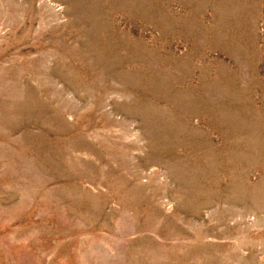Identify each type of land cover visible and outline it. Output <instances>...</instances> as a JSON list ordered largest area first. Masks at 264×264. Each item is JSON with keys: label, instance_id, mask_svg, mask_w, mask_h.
Listing matches in <instances>:
<instances>
[{"label": "rangeland", "instance_id": "374dc122", "mask_svg": "<svg viewBox=\"0 0 264 264\" xmlns=\"http://www.w3.org/2000/svg\"><path fill=\"white\" fill-rule=\"evenodd\" d=\"M0 264H264V0H0Z\"/></svg>", "mask_w": 264, "mask_h": 264}]
</instances>
